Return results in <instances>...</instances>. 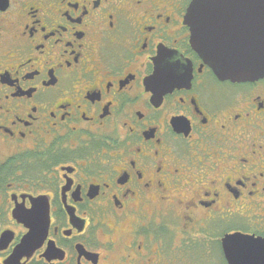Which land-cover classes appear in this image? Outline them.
<instances>
[{
    "label": "flooded vegetation",
    "instance_id": "flooded-vegetation-1",
    "mask_svg": "<svg viewBox=\"0 0 264 264\" xmlns=\"http://www.w3.org/2000/svg\"><path fill=\"white\" fill-rule=\"evenodd\" d=\"M190 2L0 0V264H228L229 235L264 254V78L215 76ZM197 130L219 139L190 171L177 142ZM137 200L109 246L94 222Z\"/></svg>",
    "mask_w": 264,
    "mask_h": 264
},
{
    "label": "water",
    "instance_id": "water-1",
    "mask_svg": "<svg viewBox=\"0 0 264 264\" xmlns=\"http://www.w3.org/2000/svg\"><path fill=\"white\" fill-rule=\"evenodd\" d=\"M184 23L192 48L219 80L264 78V0H191ZM225 239L228 264H264V254L243 253V246L226 248Z\"/></svg>",
    "mask_w": 264,
    "mask_h": 264
},
{
    "label": "snow or ice",
    "instance_id": "snow-or-ice-1",
    "mask_svg": "<svg viewBox=\"0 0 264 264\" xmlns=\"http://www.w3.org/2000/svg\"><path fill=\"white\" fill-rule=\"evenodd\" d=\"M91 70H85V78L86 74H90ZM174 75V66L168 64L164 61L163 54L161 55L160 60L157 63V69L155 75L151 80V89L155 91L157 88L163 87ZM206 103L209 106V111L215 115L216 112L219 111V105L214 100H208ZM177 118L185 117L183 114L177 115ZM187 128H188V121ZM178 126L183 127V122L178 121ZM226 131V129H224ZM218 137H204L201 136L199 130L196 132V136H189L184 141L177 142L179 145L178 150L176 151V155L184 161V166H186L190 171H194L197 165H203L204 159L210 157L212 152L215 150V142L218 140ZM247 163V160L243 161ZM177 174H179L177 170ZM145 187H147V182H145ZM124 195H128L127 189L124 190ZM147 205H145V208ZM140 208V201L137 200L134 204L129 205V211L126 214L127 218L120 217L118 218V214L114 215L111 220L101 221L99 223L94 222V227L102 228L105 231L109 232L112 235L113 239L108 241L109 246L115 242L118 236L123 233L127 235L129 232H133V225L138 224L139 216L136 214ZM123 211V209H122ZM29 215L30 213H25ZM142 227V226H141ZM249 243L245 237L240 235H231L228 236L225 241V247L232 246H243Z\"/></svg>",
    "mask_w": 264,
    "mask_h": 264
},
{
    "label": "rangeland",
    "instance_id": "rangeland-1",
    "mask_svg": "<svg viewBox=\"0 0 264 264\" xmlns=\"http://www.w3.org/2000/svg\"><path fill=\"white\" fill-rule=\"evenodd\" d=\"M219 261V259H217Z\"/></svg>",
    "mask_w": 264,
    "mask_h": 264
}]
</instances>
